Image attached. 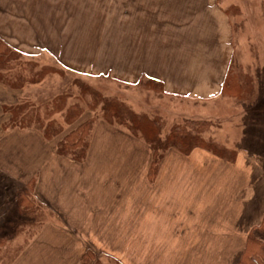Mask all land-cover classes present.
Instances as JSON below:
<instances>
[{
	"label": "crops",
	"instance_id": "1",
	"mask_svg": "<svg viewBox=\"0 0 264 264\" xmlns=\"http://www.w3.org/2000/svg\"><path fill=\"white\" fill-rule=\"evenodd\" d=\"M77 1L0 0V23L36 24L79 6L85 15V1ZM107 1L88 7L94 23ZM115 2L106 8L112 31L135 40L125 53L127 80L155 79L166 96L186 99L192 109L222 96L233 54L224 4ZM7 103L0 99V110ZM4 118L0 111V123ZM126 132L100 123L82 163L56 155L54 143L36 133L0 132V216L35 173L36 197L52 215L9 264H77L87 251L116 264H230L263 219L264 159L237 152L227 161L199 147L188 154L171 148L149 176L151 148Z\"/></svg>",
	"mask_w": 264,
	"mask_h": 264
},
{
	"label": "rangeland",
	"instance_id": "2",
	"mask_svg": "<svg viewBox=\"0 0 264 264\" xmlns=\"http://www.w3.org/2000/svg\"><path fill=\"white\" fill-rule=\"evenodd\" d=\"M83 1H85V11H87L85 15H78L82 12L79 6L75 10L71 8L69 10L71 13L68 15L55 12L51 14L49 20L44 18L42 22L36 24H18L12 21L0 23V38L22 54L19 59L10 63V69L7 70L12 85H7L0 79V99L8 102L1 105L0 111L5 116L0 123L1 133L8 130L36 133L39 138L54 143L53 152L55 153L54 147L58 139L47 140L41 131L33 127L5 129L3 124L10 115L3 108L26 103L28 110L37 113L43 121L54 120L61 126L62 134H64L73 127V124H67L64 121V110L67 106L78 103L83 107V113L79 118L80 123L90 117L95 116L96 118L89 140L88 154L96 128L100 123L122 128L131 138L149 146L138 134L135 135L125 127L103 119L99 106L94 110L90 109L86 105V100L81 97L79 84L82 83L104 96L123 102L136 114L161 120L160 136L162 138L170 132L173 126L183 124L186 120H208L211 125L208 130L200 134L201 137L218 142L239 153L246 155L253 153L264 159V0H219V3L226 7L232 26L231 39L234 52L233 61L237 66L236 75L242 82L251 81L252 97H247V102H245L243 95L242 101H239L227 92V95L204 105L194 103L193 109L186 99L170 98L159 88L144 87L141 83L138 84L139 80L137 82L127 80L125 78L127 74L125 53L127 46L134 44L135 40L124 38V34L118 35L116 30L112 31L115 28L110 27L112 24L107 9L116 4L115 0L102 3V11L106 14L98 16L96 23L88 9V7L92 8V3L96 4L95 0ZM75 2L78 3L77 0ZM80 2L82 3V0ZM233 4L236 6H230ZM46 7L49 9L48 6ZM73 11L75 14H72ZM43 17L47 18V16ZM31 35H37L38 38H31ZM46 35L51 37L47 38ZM149 42L157 46L159 40H141L140 46ZM45 68L46 72L39 75L40 70ZM234 83L232 80L233 87ZM243 89L244 87L241 92ZM247 92L245 90L244 94ZM62 94L65 95L64 110L53 113L47 118L46 112L52 102ZM249 101L253 102L248 103ZM151 152L149 176L152 175L150 173L154 155L152 148ZM162 158L159 160L158 167ZM33 177L35 179L33 196L41 206L43 217L31 218L20 213L16 200L13 204L15 209L12 206L13 208L0 216V237L6 236L0 245V264H9L19 252L20 246L27 243L52 217L47 214L45 206L35 194L38 174L35 173L23 186ZM262 239L264 240V235ZM95 259L93 264H116L96 256Z\"/></svg>",
	"mask_w": 264,
	"mask_h": 264
},
{
	"label": "trees",
	"instance_id": "3",
	"mask_svg": "<svg viewBox=\"0 0 264 264\" xmlns=\"http://www.w3.org/2000/svg\"><path fill=\"white\" fill-rule=\"evenodd\" d=\"M22 54L14 49L5 40L0 38V79L7 85H12L9 79L7 70L10 69V63L17 60ZM234 52L225 75L221 95L231 93L235 100H241L243 95L246 98H251L252 84L247 80L242 82L236 75L237 66L234 63ZM31 63V62H29ZM45 69L40 70L39 75L44 74ZM234 80V87L231 81ZM152 89H161V82L141 75L138 84ZM14 85V84H13ZM81 97L86 100V105L94 110L97 106L102 111L103 119L109 123H116L118 126H123L135 135H139L146 143L151 146L153 150V161L150 173L153 176L157 170L159 160L163 153L169 148H175L183 154H188L195 147L205 149L217 157L223 158L227 161H233L236 158L237 151L222 145L218 142L205 139L200 134L211 125L208 120H186L183 124H177L172 127L165 137L160 136V124L157 118H150L145 115L136 114L128 108L123 102L104 96L99 91L93 89L86 84H79ZM244 87L243 91L241 89ZM234 91H233V90ZM248 91L244 94V91ZM65 95L57 96L46 112L48 118L53 113L62 111L65 108ZM253 101H249L251 103ZM4 111L10 115L7 121L3 124L5 129L17 127H33L41 131L43 137L47 140H56L54 147L55 153L60 156L67 157L73 161H84L88 154L89 140L95 124V116L90 117L79 122V118L83 113V107L78 103H73L64 110L63 118L67 124H73V127L68 132L62 134L61 126L54 120L47 119L43 121L37 113L28 110V104H15L5 106ZM23 114V115H21ZM79 122V123H77ZM76 124V126H74ZM62 134V136H60ZM35 185L34 177L29 182L21 187L17 192L16 206L20 213L28 215L29 217H43V211L39 202L33 196V189ZM264 215L262 221L254 226L249 232L244 248L236 252L230 261V264H264ZM6 236L0 237V245L4 242ZM95 254L91 251L85 252L79 259L77 264H93ZM97 257V256H96Z\"/></svg>",
	"mask_w": 264,
	"mask_h": 264
}]
</instances>
